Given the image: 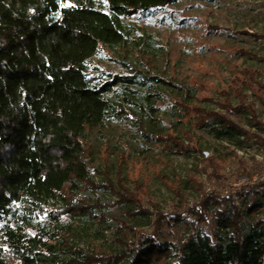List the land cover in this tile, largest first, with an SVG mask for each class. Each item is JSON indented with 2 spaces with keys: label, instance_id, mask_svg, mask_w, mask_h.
<instances>
[{
  "label": "trees",
  "instance_id": "16d2710c",
  "mask_svg": "<svg viewBox=\"0 0 264 264\" xmlns=\"http://www.w3.org/2000/svg\"><path fill=\"white\" fill-rule=\"evenodd\" d=\"M178 1L0 0V264H264V218H256L263 214L256 201L247 207L252 220L246 229L231 197L205 195L189 212L201 222L212 211L211 234L194 229L176 245L156 237L165 224L180 225L183 219L163 213L155 203L146 208L142 184L128 189L121 169L115 184L108 176L93 179L95 150L88 145L89 131L117 115L130 118L126 107L140 106L135 95L146 83L136 67L126 65L124 74H112L101 71L92 58L105 46L130 39L133 30L124 19L145 18ZM241 73L243 78L234 81L240 86L232 89L240 101L235 107L229 91H222L226 99L216 103L222 112L182 101L174 107L192 120V129L213 121L217 136L241 146L240 137L247 139L248 131L230 116L249 112L259 126L242 88L264 89L256 70ZM116 88L120 93L111 95ZM191 134L144 132L173 155H204ZM206 160L209 176H219L216 161ZM261 186L250 189L257 193ZM99 191L117 198L102 201ZM225 204L231 206L229 212L221 210ZM113 207L122 208L121 218L103 212ZM84 217L113 228V242L120 248H79L73 241V220ZM189 225L194 228L195 222ZM147 227L151 233L143 231Z\"/></svg>",
  "mask_w": 264,
  "mask_h": 264
},
{
  "label": "rangeland",
  "instance_id": "374dc122",
  "mask_svg": "<svg viewBox=\"0 0 264 264\" xmlns=\"http://www.w3.org/2000/svg\"><path fill=\"white\" fill-rule=\"evenodd\" d=\"M124 22L133 30L130 39L114 48L105 46L92 60L101 71L112 74H124L126 65L136 67L142 73L139 80L146 84L135 95L140 106L126 107L130 118L117 115L104 127L89 131L88 145L95 150L93 179L100 182L108 176L115 184L117 170L121 169L123 184L128 189L138 183L145 188L142 200L146 208L151 210V203H155L163 213L180 216L182 224L162 227L156 237L160 242L179 245L194 229L211 234L215 226L213 212L205 213L207 219L201 222H196L189 212L210 193L231 197L249 229L252 219L247 207L251 203L256 201L262 206L263 214L256 218H264V186L257 193L250 189L264 183V89L257 85L242 88L245 105L253 109L261 121L259 126L249 112L230 116L231 121L248 131L247 139L240 137L241 146L217 136L213 121L204 128L192 129V120L174 104L182 101L222 112L216 103L226 99L220 94L222 91H229L235 107L240 101L232 89L240 86L234 81L243 78L242 69L256 70L257 82L264 85V60L251 55L264 59V0H179L145 18H126ZM169 83L185 88L186 92ZM120 91L116 88L111 95ZM207 98L211 100L203 102ZM181 130L191 131L192 142L204 155H173L144 135H180ZM208 158L216 161L219 176H209ZM239 182L247 184H240L237 189L234 185ZM83 194L94 198L89 191ZM99 196L102 201L117 198L102 191ZM230 207L225 204L221 210L229 212ZM103 212L109 217H122L120 207ZM193 222L195 227L191 228L193 225L189 224ZM73 225V241L79 248H120L113 242V228H102L97 220L75 218ZM143 231L152 232L148 227Z\"/></svg>",
  "mask_w": 264,
  "mask_h": 264
},
{
  "label": "built area",
  "instance_id": "2783aa9c",
  "mask_svg": "<svg viewBox=\"0 0 264 264\" xmlns=\"http://www.w3.org/2000/svg\"><path fill=\"white\" fill-rule=\"evenodd\" d=\"M240 184L246 185V182H239L237 185H234L235 188L239 189V187L241 186Z\"/></svg>",
  "mask_w": 264,
  "mask_h": 264
}]
</instances>
